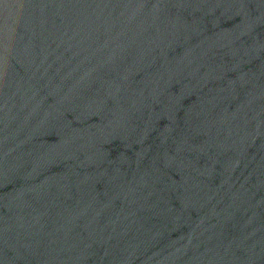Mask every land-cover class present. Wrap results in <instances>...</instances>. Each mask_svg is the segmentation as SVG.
I'll return each mask as SVG.
<instances>
[{"label": "water", "instance_id": "water-1", "mask_svg": "<svg viewBox=\"0 0 264 264\" xmlns=\"http://www.w3.org/2000/svg\"><path fill=\"white\" fill-rule=\"evenodd\" d=\"M0 264H264V0H0Z\"/></svg>", "mask_w": 264, "mask_h": 264}]
</instances>
